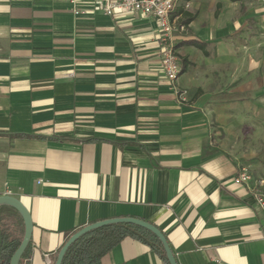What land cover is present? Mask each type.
Here are the masks:
<instances>
[{"label": "crops", "instance_id": "1", "mask_svg": "<svg viewBox=\"0 0 264 264\" xmlns=\"http://www.w3.org/2000/svg\"><path fill=\"white\" fill-rule=\"evenodd\" d=\"M88 1L76 16L70 0H0V195L31 215L24 264H53L77 230L126 217L156 227L177 264H264V178L234 184L243 166L212 116L264 84V5L176 0L183 104L154 18ZM222 83L233 89H209ZM102 263L166 264L130 237Z\"/></svg>", "mask_w": 264, "mask_h": 264}, {"label": "rangeland", "instance_id": "2", "mask_svg": "<svg viewBox=\"0 0 264 264\" xmlns=\"http://www.w3.org/2000/svg\"><path fill=\"white\" fill-rule=\"evenodd\" d=\"M259 2L264 5L263 0ZM261 36L264 42V32ZM257 70L258 80L259 76L264 75V62ZM247 80L253 81L249 78V73ZM233 86L234 84L226 86L222 83L219 87L211 86L209 89L227 91L229 88L233 89ZM231 99L233 104L219 106L212 112L215 120L213 128L218 133L216 141L223 144L250 174L264 178V84L252 92L234 94ZM188 101L186 92V101L183 104Z\"/></svg>", "mask_w": 264, "mask_h": 264}, {"label": "trees", "instance_id": "3", "mask_svg": "<svg viewBox=\"0 0 264 264\" xmlns=\"http://www.w3.org/2000/svg\"><path fill=\"white\" fill-rule=\"evenodd\" d=\"M174 49H177L176 44ZM185 70L186 64L182 61L180 75ZM23 234L24 223L20 214L12 207L0 206V264H10ZM126 237L140 241L154 251L164 263L169 264L159 239L151 232L129 224L108 225L86 233L70 246L61 264H103L102 258ZM29 248L30 243L19 264H24ZM56 256L57 254L53 257L52 263L55 262Z\"/></svg>", "mask_w": 264, "mask_h": 264}, {"label": "built area", "instance_id": "4", "mask_svg": "<svg viewBox=\"0 0 264 264\" xmlns=\"http://www.w3.org/2000/svg\"><path fill=\"white\" fill-rule=\"evenodd\" d=\"M70 2L75 6L74 15H88L86 10L77 7L83 0H70ZM88 2L96 4L106 16H113L124 11L154 18L158 29L164 77L170 83L178 103H184L186 92L177 86V80L180 76V62L174 49L178 34L184 31V26H178L172 20L176 0H90ZM251 179L248 170L241 167L233 181L236 185H242L248 183ZM6 194L10 195L11 193L7 191ZM254 200L258 209L264 211V179L258 181V189L254 195Z\"/></svg>", "mask_w": 264, "mask_h": 264}, {"label": "water", "instance_id": "5", "mask_svg": "<svg viewBox=\"0 0 264 264\" xmlns=\"http://www.w3.org/2000/svg\"><path fill=\"white\" fill-rule=\"evenodd\" d=\"M0 206H9L15 209L21 216L23 223H24V234L22 237V240L18 246V248L14 251L11 259H10V264H19L28 244L31 241L32 237V231H33V223H32V218L31 215L28 211V209L24 206V204L17 199L14 196L11 195H0ZM113 224H129V225H134L137 227H140L142 229H145L149 232H151L153 235H155L163 248V251L165 253L166 259L169 262V264H177L174 258V255L172 251L170 250V247L163 236V234L152 224L147 223L145 221H142L140 219L136 218H114V219H108L104 221H99L96 223L89 224L79 230H77L75 233H73L63 244V246L59 249L56 260L53 264H61L62 260L64 258L65 253L67 250L70 248V246L77 241L80 237L85 235L86 233L95 230L97 228H101L104 226L108 225H113Z\"/></svg>", "mask_w": 264, "mask_h": 264}]
</instances>
